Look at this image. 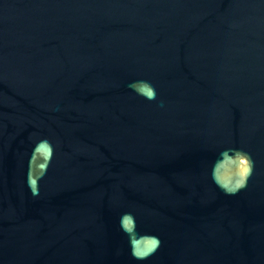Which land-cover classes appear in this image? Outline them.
Returning a JSON list of instances; mask_svg holds the SVG:
<instances>
[{"label":"water","instance_id":"95a60500","mask_svg":"<svg viewBox=\"0 0 264 264\" xmlns=\"http://www.w3.org/2000/svg\"><path fill=\"white\" fill-rule=\"evenodd\" d=\"M0 264H264V0H0Z\"/></svg>","mask_w":264,"mask_h":264}]
</instances>
